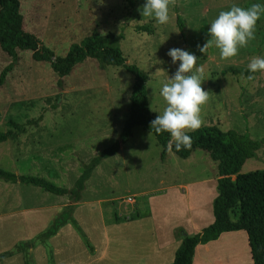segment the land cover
<instances>
[{"label": "rangeland", "instance_id": "1", "mask_svg": "<svg viewBox=\"0 0 264 264\" xmlns=\"http://www.w3.org/2000/svg\"><path fill=\"white\" fill-rule=\"evenodd\" d=\"M257 2L264 0H170L167 25H157L141 16L137 9L144 0H134L133 6L128 0H20V10L24 30L36 35L55 56H65L73 43L93 33L120 35V47L128 62L149 75L148 97L155 117L165 106L159 87L178 66V62L171 63L166 52L182 48L195 54L196 66L204 73L201 87L208 91V99L201 106L200 126L217 125L222 130L234 129L262 140L264 73H249L247 65L254 56L264 57V14L256 22L255 38L234 57L220 59L214 45L205 53L197 47L209 38L207 28L220 11L234 3L246 8ZM178 15L185 20V41L177 24ZM143 25L152 31L142 29ZM18 54V62L0 87V131L15 130L11 121L38 119V123L0 142V168L72 188L85 166L120 140L130 111L134 76L122 66L101 64L88 57L62 77L50 61L35 60L32 50L19 49ZM11 62L12 57L0 46V74ZM161 152L155 135L135 126L128 141L94 168L85 182L82 199L86 204L114 205L117 212L131 215L146 211L149 199L167 194L170 205L156 209L170 215L183 212L182 196L174 187L218 172L217 162L201 148L188 158H181L169 148L162 159ZM259 169H264V143L257 155L245 162L241 173ZM64 200L69 203L70 197L0 179V253L40 233L42 227L33 220L42 225ZM88 207L85 205L78 215L84 231L90 227L91 216L97 215ZM28 219L33 223L27 225ZM92 226L101 235L98 222L93 220ZM75 232L78 233L76 229ZM233 241L238 247L236 251H224L228 257L224 264H251L248 242L243 237ZM82 245L87 248L83 240L77 243L70 238L68 245L58 246L59 261L89 264ZM67 249L72 254L67 255ZM32 257V264H48L44 246L36 249ZM11 259L8 264H25L22 253H15Z\"/></svg>", "mask_w": 264, "mask_h": 264}, {"label": "trees", "instance_id": "2", "mask_svg": "<svg viewBox=\"0 0 264 264\" xmlns=\"http://www.w3.org/2000/svg\"><path fill=\"white\" fill-rule=\"evenodd\" d=\"M128 2L129 5H134V0ZM20 6V0H0V46L12 57V62L0 74V87L18 62L19 49L32 50L35 60L50 61L53 69L62 77L70 74L77 64L88 57L97 59L101 64L122 66L134 76L130 111L120 140L101 151L85 166L74 187H60L44 177L17 175L0 168V179L13 183L32 184L45 191L70 197V202L56 214L43 231L32 239L21 240L12 249L1 252L0 260L15 253H22L24 263L32 264L30 250L37 245H43L47 250L48 264H56L50 239L68 223L77 230L87 249L91 253L95 252L93 242L74 216L77 205L82 199L85 182L102 159L115 154L120 149L121 143L128 141L135 126H142L150 131V121L155 115L151 111L148 97L149 75L136 64L128 62L120 47V35L102 36L93 33L80 42L73 43L65 56H55L54 52L42 44L36 35L24 30ZM177 24L185 41L186 24L181 15L177 16ZM142 29L150 30L148 25H143ZM36 123L38 119H29L22 123L11 121L10 124L15 130L0 131V142L8 140L13 133L23 132L26 126ZM153 134L162 147L161 157L164 159L169 149L167 146L169 134L166 132L161 134L153 132ZM186 134L191 137V146L187 149L182 147L180 151H176L173 146L170 148L173 152L181 158H188L197 148H201L207 150L211 158L217 162L218 195L213 201L215 221L195 235L187 234L181 226L176 227L174 235L180 240V245L176 250L174 261L169 264H192L195 247L198 244L216 240L223 232L238 230H245L248 234L253 264H264V169L241 173L245 162L257 155L264 138L255 140L248 133L234 129L222 130L217 125L200 126Z\"/></svg>", "mask_w": 264, "mask_h": 264}, {"label": "crops", "instance_id": "3", "mask_svg": "<svg viewBox=\"0 0 264 264\" xmlns=\"http://www.w3.org/2000/svg\"><path fill=\"white\" fill-rule=\"evenodd\" d=\"M217 186V171L198 179L180 183L176 187L172 186L182 196L180 198L184 202V211L177 214L171 213V215L161 213L160 210L156 209L157 206L165 204L168 207L170 205L168 197L166 198L167 194L149 199V206L148 208L145 207L146 211L131 215L124 211L117 212L114 205L104 207L90 202L86 204L81 199L74 213L78 222H81L78 215L85 205L89 206L87 208L89 212L97 213L95 217L91 216L88 220L90 227H87L85 231L93 241L95 252L91 253L82 245L84 253L90 261L89 264H169L173 262L176 250L180 245V240L174 235L176 227L181 226L187 234L195 235L215 221L213 201L218 195ZM66 204H68L67 200H64L61 207L57 208L42 225L32 219L34 223L38 224L37 227H42L39 228V232L48 226L50 221ZM93 220L94 223L98 222L101 235L94 232ZM14 222H11V224L15 225ZM33 222L28 219L27 225ZM78 234L75 232L73 225L68 223L62 226L56 235L51 237L50 242L56 264H84L67 259L60 262L58 258V246L68 245L70 238L76 240L77 243L78 241L81 242V237ZM22 237L25 236L22 235ZM242 237L249 245V240L243 230L223 232L216 240L198 244L195 247L192 264L226 263L228 257L224 255V251H236L238 246L233 240ZM41 247L43 245H37L30 250L31 261H33L32 256L35 250ZM69 254L72 253L68 251L67 255ZM11 257L0 260V262L4 261L2 264H8L10 260L12 262ZM250 259V263L253 264L251 257Z\"/></svg>", "mask_w": 264, "mask_h": 264}, {"label": "clouds", "instance_id": "4", "mask_svg": "<svg viewBox=\"0 0 264 264\" xmlns=\"http://www.w3.org/2000/svg\"><path fill=\"white\" fill-rule=\"evenodd\" d=\"M142 17L154 20L157 25H167L170 19V0H144L137 9ZM264 14V3H252L249 7L232 4L228 10H222L211 20L207 28L209 37L203 45H197L205 53L210 45L219 52L220 59L237 55L238 50L246 47L255 38L257 20ZM166 55L172 64H177L175 72L166 82L161 83L159 95L165 106L162 112L150 121V135L168 133L167 146L176 151L191 146V137L187 130L200 127L201 106L208 99V91L202 87L204 73L196 66L198 57L182 48H170ZM195 66V67H194ZM249 73H264V57L254 56L247 65ZM249 75L248 79H251Z\"/></svg>", "mask_w": 264, "mask_h": 264}]
</instances>
